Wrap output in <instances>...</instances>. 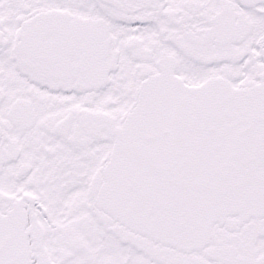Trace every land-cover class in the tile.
Segmentation results:
<instances>
[{"label": "snow or ice", "instance_id": "snow-or-ice-1", "mask_svg": "<svg viewBox=\"0 0 264 264\" xmlns=\"http://www.w3.org/2000/svg\"><path fill=\"white\" fill-rule=\"evenodd\" d=\"M0 264H264V0H0Z\"/></svg>", "mask_w": 264, "mask_h": 264}]
</instances>
